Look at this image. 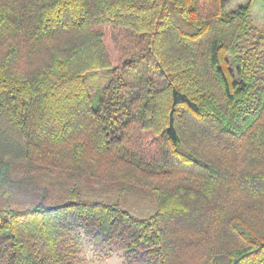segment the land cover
Wrapping results in <instances>:
<instances>
[{"label":"trees","instance_id":"trees-1","mask_svg":"<svg viewBox=\"0 0 264 264\" xmlns=\"http://www.w3.org/2000/svg\"><path fill=\"white\" fill-rule=\"evenodd\" d=\"M233 1L0 0V264H264V24Z\"/></svg>","mask_w":264,"mask_h":264},{"label":"rangeland","instance_id":"rangeland-1","mask_svg":"<svg viewBox=\"0 0 264 264\" xmlns=\"http://www.w3.org/2000/svg\"><path fill=\"white\" fill-rule=\"evenodd\" d=\"M230 0H225L229 2ZM249 0H234L230 4L226 5V10L231 11L237 9L240 5L245 4ZM251 17L253 24L261 26L264 24V0H253L251 5ZM124 54V51L122 52ZM127 141L137 150L142 145V136L136 124L127 131ZM99 198H103L104 195L98 194ZM125 207L128 208L133 214L139 217H149L156 211L152 202L144 200L141 197H129L125 203ZM84 264H123V258L121 253H112L108 257H98L89 246L83 248ZM205 255V247L201 246L198 249H192L189 253H185L184 260L186 264H199L203 261Z\"/></svg>","mask_w":264,"mask_h":264}]
</instances>
